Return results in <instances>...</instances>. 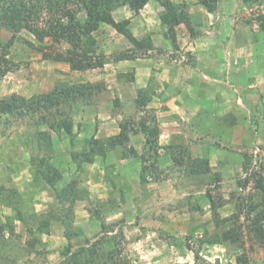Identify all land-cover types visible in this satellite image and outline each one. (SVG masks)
Here are the masks:
<instances>
[{
    "label": "rangeland",
    "instance_id": "1",
    "mask_svg": "<svg viewBox=\"0 0 264 264\" xmlns=\"http://www.w3.org/2000/svg\"><path fill=\"white\" fill-rule=\"evenodd\" d=\"M172 1L190 12L194 34L182 23L176 28L174 44L161 23L164 7L158 0H150L138 14L120 6L113 10L114 18H130L139 37L149 33L152 49L136 51L123 34L102 24L94 35L107 62L87 70H73L67 62L44 57V52H63L67 43L51 38L40 41L26 29L7 47L13 33L0 21V69H10L0 76V99L14 93L30 98L55 86L92 83L98 85L94 96L70 109L76 149L88 150L92 135L107 143L119 134L122 124L128 125L129 133L106 156L97 154L93 162L79 166L77 160L83 155L76 160L67 136L51 131L55 152L49 160L63 175L57 186L70 193L58 197L32 163L37 143L25 134L33 129L35 118L0 114V185L16 188L19 195L13 205L0 202V264H60L67 247L73 251L87 240H102L101 247L107 251L121 250L131 264H236L243 252L249 264H264V247L247 228L249 209L239 211L236 206L241 200L264 203L255 179L264 176V91L260 95L259 89L252 91L245 72L256 69L255 78L264 75V0H216L213 11L199 0ZM123 53L131 58L118 60ZM142 88L145 106L136 102ZM190 106L197 111L189 120L210 129L192 133L194 126L186 118L184 125L171 126L177 141L159 143L184 142L192 156L208 155L221 178L210 184L211 175L191 177L186 162L176 163L160 149L156 168H150L147 182L141 183L142 167L151 160L140 123L159 125L161 112L168 109L187 116L184 107ZM207 112L226 119L213 126L210 117L203 115ZM162 126L166 129L168 124ZM238 180H247V185H239ZM208 189L219 203L215 213L206 197ZM2 194L10 196L8 191ZM43 220L49 225L44 227ZM239 223L241 242H208ZM28 225H33V235ZM32 237L34 248L29 246Z\"/></svg>",
    "mask_w": 264,
    "mask_h": 264
},
{
    "label": "trees",
    "instance_id": "2",
    "mask_svg": "<svg viewBox=\"0 0 264 264\" xmlns=\"http://www.w3.org/2000/svg\"><path fill=\"white\" fill-rule=\"evenodd\" d=\"M150 0H0V21H2L7 28L12 31V37L7 44V47L14 43L16 34L26 29L31 32L38 40L44 41L46 38H51L56 42H65L68 47L63 52L55 53L44 52V57H53L54 60L64 61L69 63L73 70H87L94 67H102L107 62L106 56L100 50L98 40L94 35L102 24L112 26L116 31L123 34L133 45L136 51L152 49L153 42L149 33L139 37L135 35L131 19L116 20L112 14L113 10L120 6H128L134 14H138ZM164 7V11L160 15V20L168 29L167 36L170 37L174 44L177 41L176 28L180 24H185L188 30L194 34V27L192 24L190 12L184 10L180 3L172 0H158ZM208 11L214 10L212 2L216 0H199ZM85 14V17H80L79 14ZM41 25H40V24ZM264 27V24L262 25ZM131 58V55L123 53L118 57V60H126ZM8 68L0 69V76L7 72ZM97 86L92 83L64 85L62 87L55 86L51 91L41 93L39 95L27 98L19 94H11L0 99V114L17 115L20 118L31 117L35 118L33 129H27L25 136H31L33 141L37 143V154L33 155L32 163L36 165L35 170L39 173L42 179L50 184L55 190L58 197L68 196L64 187L59 188L57 184L63 178L62 172L50 162V158L55 152V143L51 131L58 134H65L69 140L70 145L75 147L76 153L73 157L83 155L78 159V165L82 162H93L94 156L99 154L106 156L109 148H116L117 145H122L128 139V125L122 124L120 132L117 136L109 138V141L104 142L94 135L89 138V147L83 153L76 149L77 131L75 130V123L71 112V107L79 101L86 102L94 96ZM146 89H140L139 97L136 102L139 105L145 106L147 99L145 98ZM208 116V121L216 122L222 121L226 118H213L207 112L203 114ZM196 120V119H195ZM194 120V121H195ZM202 115L197 117V121L201 122ZM196 124L193 123L194 129L192 133H201L210 128L195 129ZM46 126L48 129H41ZM212 128V126H211ZM140 132L145 136V144L149 147L148 160L151 163L142 167L141 183L147 182L145 174L150 168H156V162L160 160L159 150L163 149L166 154L172 156L176 163H187V174L191 177L209 176L210 184L217 183L221 178L219 171H214L210 163V157L197 156L190 154L189 146L184 143L170 142L166 145H160L159 137L162 130L157 123L149 124L145 121L140 123ZM220 133V132H219ZM60 136V135H59ZM201 136V135H200ZM61 137V136H60ZM28 141V140H27ZM109 145L110 147H107ZM35 151V152H36ZM34 152V148L32 149ZM42 153V154H41ZM41 154V155H40ZM38 155V156H37ZM144 156V155H143ZM145 160V158H143ZM37 161V162H36ZM158 163V162H157ZM220 166L225 164L221 161ZM246 169L248 167L245 164ZM256 186L259 187L264 195V176L256 177ZM247 180H238L239 185H247ZM8 191L10 196L2 193ZM206 197L209 200L210 208L213 213L216 212L219 203L213 197L212 191L208 189ZM0 202L3 204L13 205L15 199L19 197L16 188L6 189L0 185ZM75 196H78L75 194ZM16 199V200H17ZM241 200L236 205L239 211L244 210L245 207L249 209L247 217L250 219L247 228L252 237L264 247V203H250ZM264 202V201H263ZM16 208V207H15ZM18 217L24 221L25 217L21 210H17ZM253 214V215H251ZM34 221L37 218L36 213L31 215ZM41 224L46 227L49 225L48 220L41 221ZM28 232L33 235V225L27 226ZM243 232L241 223L232 225L224 230L221 234L216 233L211 243H232L236 244L242 241ZM71 241V237H68ZM176 244L182 247V241L174 238ZM35 238L32 237L29 241L30 248H34ZM102 240H95L91 242L87 240L85 244H80L72 251V248L67 247L63 251L64 259L60 264H131L127 258L122 257L121 250L114 248L110 251L102 249ZM244 244V243H243ZM198 255V254H197ZM199 258V256H197ZM236 264H249L248 255L246 252L237 256Z\"/></svg>",
    "mask_w": 264,
    "mask_h": 264
},
{
    "label": "crops",
    "instance_id": "3",
    "mask_svg": "<svg viewBox=\"0 0 264 264\" xmlns=\"http://www.w3.org/2000/svg\"><path fill=\"white\" fill-rule=\"evenodd\" d=\"M233 32L235 33V31H233ZM238 32H240V31L238 30ZM254 71H256V69H253L252 71H247L246 70L245 72L249 74L247 76H249V82L252 83L251 86L252 87L254 86V89H252V91H257L259 89L258 91H261L259 93V95H260L264 91V87L262 85L260 86V85H257V84H264V75H262L259 78H255L254 75L252 74V72H254ZM256 86H257V89H256ZM185 97H186V95H185ZM234 107H236V105ZM184 108H185V110L187 112L190 113L189 115L186 116L184 112H181V111H172L171 109H168L165 112H161V116L159 118V121H160V124H159L160 126L159 127H161L162 125L168 124L167 128H169L171 130H169L167 128L165 129L162 126L163 127V128H161L162 132H161V135L159 137V140L160 141H177L175 139L176 137L174 138L172 136V132H174L175 127H172L171 128V126H179L180 124H183L184 125L186 122H188V121H185L186 118H187V120H189V118H190L189 116H191V118L194 117V114L197 111V109H195V108L191 109V106L190 107H184ZM236 110H238L237 107H236V109L233 108V111H235L236 114H237L238 112ZM158 114H159V111H158ZM176 114H178V115H176ZM193 121L194 120L190 119L189 120L190 124ZM262 125H263V123L261 124V126ZM179 133L184 134L185 133V129L184 130L181 129V131ZM183 141H185V139ZM162 155H164L163 152H162ZM188 182H191V180L188 181ZM188 182H187V184H188ZM187 184H186V186H187ZM190 186H194V185L193 184H190ZM180 187H182V186H180Z\"/></svg>",
    "mask_w": 264,
    "mask_h": 264
}]
</instances>
